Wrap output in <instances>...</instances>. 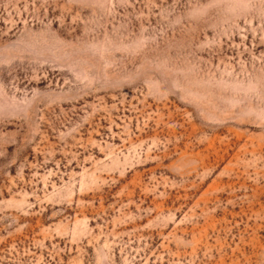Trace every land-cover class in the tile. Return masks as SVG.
Wrapping results in <instances>:
<instances>
[{"label": "rangeland", "instance_id": "374dc122", "mask_svg": "<svg viewBox=\"0 0 264 264\" xmlns=\"http://www.w3.org/2000/svg\"><path fill=\"white\" fill-rule=\"evenodd\" d=\"M0 264H264V0H0Z\"/></svg>", "mask_w": 264, "mask_h": 264}]
</instances>
